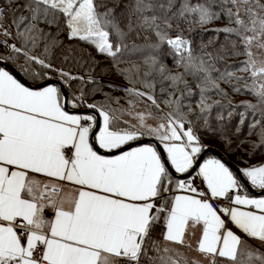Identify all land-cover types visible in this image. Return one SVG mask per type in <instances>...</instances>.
<instances>
[{"label":"snow or ice","instance_id":"obj_1","mask_svg":"<svg viewBox=\"0 0 264 264\" xmlns=\"http://www.w3.org/2000/svg\"><path fill=\"white\" fill-rule=\"evenodd\" d=\"M22 8L27 16L18 14ZM221 14L235 26L213 31L235 34L243 47L235 50L233 41L232 54L245 56L239 71L250 72L252 83L243 90L257 102L244 104L253 117L259 115L250 127L260 128L256 147H264L261 0H132L119 18L97 0H26L21 8H0L7 38L0 39V264H199L169 246L191 247L185 240L190 222L202 225L196 250L209 264H264V251L246 239L264 247V164L242 170L262 190L257 197L220 159L199 162L206 146L196 121L208 126L213 104L207 93L226 95L218 81L231 83L235 74L216 68L219 55H194L181 24L203 26ZM61 15L69 39L89 43L114 64L139 57L141 64L119 70L130 83L137 73L149 91L125 89L136 98L128 108L107 94L89 103L99 87L87 94L81 88L69 99L63 89L71 81L99 82L54 66V49L62 42L40 25L57 23ZM163 55L184 72L173 73ZM153 73L172 86L184 85L179 97H161L168 111L160 108L155 80L148 79ZM186 75L199 81L198 113L184 102L194 95ZM137 101L144 110L136 111ZM245 118L241 113V122ZM197 179L206 187L196 185ZM67 184L73 195L65 192Z\"/></svg>","mask_w":264,"mask_h":264},{"label":"trees","instance_id":"obj_2","mask_svg":"<svg viewBox=\"0 0 264 264\" xmlns=\"http://www.w3.org/2000/svg\"><path fill=\"white\" fill-rule=\"evenodd\" d=\"M98 3L106 6V8H112L114 15L118 18L122 16L127 7L132 3V0H97ZM26 3V0H13L9 5L0 0L1 8H21ZM101 11L105 10V7L100 8ZM18 14L27 16L28 10L22 8V11ZM11 13H6L5 23L10 22ZM41 27L45 28L46 31L52 33L55 39L62 44L59 48L54 49L55 59L54 66L56 68H63L65 71L70 72L75 76H83L85 80L89 77L93 81L99 82L98 84H84L79 80L71 81V86H65L69 99L71 95H79L80 89L84 88L87 94L91 89L99 87V91L94 92L88 100L89 103L96 101H103L106 94L113 97L119 98V105L124 108H128V101L131 99L136 101L135 97H130L125 92V89L135 87L141 91H149L138 82L139 77L137 73H131V77L135 83L129 82V76L122 73L119 69H126L132 67L135 64H141V60L137 56L126 58L125 62L114 64L110 58L103 54H100L95 47L78 39L68 38V29L64 23V17L61 15L57 23L51 25H45L41 23ZM229 25L228 19L221 14L220 19L213 20L211 23L206 25L199 24H181V28L184 29V37L191 41V47L194 55L205 56V53H211L213 57L219 55L223 59H217L215 62L216 68L220 72L225 70L233 72L235 76L243 77V79L236 80L235 76L231 80V83H225L218 81L220 88L224 89L226 95H222L216 91H210L207 93L209 104H213L211 113L208 116V126H204L203 119L196 121L197 131L206 149L217 150L224 157L225 161L231 163L233 166L238 168L242 174V170L252 165H259L264 163V147H256L261 144L262 137L260 135V128H251L250 124L252 120L259 119L257 114L255 117L252 116V110L246 108L244 102L256 103L257 97L248 91L243 90L245 84H251L252 78L250 72L239 71L241 67L240 61L245 59V56L233 55L232 42L235 41L237 49L243 51V47L240 45V41L235 34H226L223 32H216L213 29L223 28ZM0 33L3 35V29H0ZM151 35V33H146ZM175 35V33H172ZM4 37V35H3ZM0 39H7L6 37ZM13 41L9 40V43ZM142 43V41H136ZM0 50H3L0 48ZM164 52L168 51L167 46L163 49ZM36 52H40V48L36 49ZM64 57H68L65 61ZM162 59L164 63L172 70L173 73H183L182 67H175L171 56L163 55ZM207 59V56H205ZM38 67V66H37ZM147 71V69H142ZM119 74L125 81V86L115 85L106 80V78ZM53 75V80H58ZM213 78L218 77L217 72L212 73ZM149 80H155V92L157 100L160 104V108L168 110V107L161 101L167 99V93H175L176 97H179L181 91H184V85L172 86L169 81H162L161 78L153 73L148 77ZM185 79L191 87V91L194 93L192 96H185V103H191L195 113L199 112L198 101H199V81L196 80L192 75H186ZM232 85H237L241 88L240 91L234 90ZM165 89V93H161V88ZM218 102V103H217ZM138 103H142L137 101ZM118 106L113 104V107ZM70 107V105H69ZM87 110V109H81ZM231 113V115H229ZM241 113H245L246 118L241 122ZM126 117V116H125ZM124 117V118H125ZM190 119H194L190 115ZM259 160V161H258ZM237 174V173H236ZM239 177V175L237 174Z\"/></svg>","mask_w":264,"mask_h":264},{"label":"crops","instance_id":"obj_3","mask_svg":"<svg viewBox=\"0 0 264 264\" xmlns=\"http://www.w3.org/2000/svg\"><path fill=\"white\" fill-rule=\"evenodd\" d=\"M212 157H215L217 159H220L222 162H224L225 164H227V162L225 160H222L221 158H219L218 156H216L214 154L207 155L205 158L202 159L201 163L203 162V160L209 159V158H212ZM262 164H264V163H262ZM179 175H181V174H179ZM245 180H246V178H245ZM248 183L250 184V182H248ZM195 184L198 185L196 182H195ZM245 188L249 192V194L252 195V196H257L258 197L260 195V194H254V193H252L250 190H248V188L246 186H245ZM252 188L255 189V190L261 191L258 188H254V187H252ZM65 192L68 195H73L74 194L73 186L70 185V184L65 185ZM201 231H202V225H193L190 222L189 227H188V229L186 231L185 240H186V245L187 244H190L191 247L180 246V245H169V246L176 247L178 249V251H180L181 253H183V255L189 260V262L195 260V261H199V264H209V259L210 258H205L201 253H199L196 250V248H197V242H198V240L200 238ZM246 239L248 241V244H250V243H254V244L255 243H259L258 241L254 240L252 238H246ZM222 261H227V260L220 259V260H218V264H219V262H222Z\"/></svg>","mask_w":264,"mask_h":264},{"label":"rangeland","instance_id":"obj_4","mask_svg":"<svg viewBox=\"0 0 264 264\" xmlns=\"http://www.w3.org/2000/svg\"><path fill=\"white\" fill-rule=\"evenodd\" d=\"M261 3H264V0H261ZM82 27H84V25H82ZM1 37L4 38L3 35L0 33V38ZM253 51L256 52L258 50L253 48ZM106 80L108 82H110V83L115 84V85L125 86V84H126L125 81L123 80L122 76H120L119 74L112 75V76L106 78ZM145 107H146L145 103H143V102L142 103H138L136 111H142V110L145 109ZM164 111H168V110L166 109ZM124 119L129 120L133 124L136 123V121L134 119H132L131 117H129V116H126ZM149 122L152 123L151 121H149ZM259 160L260 161L264 160V158H260ZM249 245L253 246V247H260V250L264 251V247H261L259 243H255V244L254 243H250ZM219 264H228V261H222V262H219Z\"/></svg>","mask_w":264,"mask_h":264},{"label":"water","instance_id":"obj_5","mask_svg":"<svg viewBox=\"0 0 264 264\" xmlns=\"http://www.w3.org/2000/svg\"><path fill=\"white\" fill-rule=\"evenodd\" d=\"M53 82H58V80H53ZM64 92L68 95V92L66 90V88L64 87ZM81 111H89V110H81ZM209 154H214L216 156H218L219 158H221L222 160H225L224 157L222 156V154H220L217 150H214V149H206L202 155H201V160L199 161L201 163L202 159L205 158L207 155ZM227 164L235 171L237 172V174L239 175V177L242 179V182L245 183V186L248 188V190H250L252 193L254 194H261L262 190L261 191H258V190H255L252 188V186L245 180V178L242 176L241 172L239 171L238 168H236L235 166H233L231 163H228ZM177 176H180L179 174H176Z\"/></svg>","mask_w":264,"mask_h":264},{"label":"built area","instance_id":"obj_6","mask_svg":"<svg viewBox=\"0 0 264 264\" xmlns=\"http://www.w3.org/2000/svg\"><path fill=\"white\" fill-rule=\"evenodd\" d=\"M195 182L198 184V186H199L201 189L204 188V187H206V186L202 183V181H201L200 179H197Z\"/></svg>","mask_w":264,"mask_h":264}]
</instances>
